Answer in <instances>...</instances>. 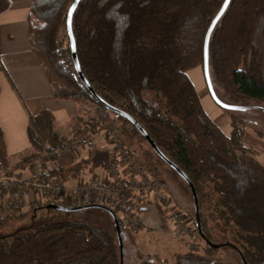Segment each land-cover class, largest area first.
Masks as SVG:
<instances>
[{
  "label": "trees",
  "instance_id": "16d2710c",
  "mask_svg": "<svg viewBox=\"0 0 264 264\" xmlns=\"http://www.w3.org/2000/svg\"><path fill=\"white\" fill-rule=\"evenodd\" d=\"M30 1L32 15L41 22L38 30L30 28V42L54 96L107 110L96 94L124 111L190 181L202 253L197 252L198 245H191L175 256L174 264H233L216 255L227 247L234 249L236 264H243L242 260L264 264V165L244 143L247 122L239 110L224 109L231 117L230 134H224L204 110L188 75L195 66L203 70L205 33L224 0H80L71 30L79 67L91 90L81 83L70 56L66 16L73 0ZM208 70L221 101L264 107V0H230L209 38ZM108 112L123 124V144L134 139L146 142L180 180L190 195L196 225L189 184L155 153L134 124ZM80 123L78 119L73 130ZM27 133L33 152L22 157L17 168L41 153L44 161L53 160L67 144V138L54 130L48 110L30 116ZM7 165L0 129V169ZM68 172L77 177L79 169L51 170L41 179L64 180ZM89 209H51L62 218L0 235V264H121L115 231L89 217H73ZM217 223L229 228L231 241L216 239L213 225ZM120 229L123 234L121 221Z\"/></svg>",
  "mask_w": 264,
  "mask_h": 264
},
{
  "label": "crops",
  "instance_id": "0c3cea01",
  "mask_svg": "<svg viewBox=\"0 0 264 264\" xmlns=\"http://www.w3.org/2000/svg\"><path fill=\"white\" fill-rule=\"evenodd\" d=\"M40 25L41 22L31 13L30 0H0V129L8 161L16 165L22 157L33 152L27 133L30 116L48 110L53 116L54 130L67 138V144L55 159L42 161L38 170L40 174L75 168L79 169L77 177L68 172L61 180L65 185L74 186L91 178L107 180L111 151L102 127L90 136L88 144H75L72 149L68 147L76 121L86 118L81 104L54 96L46 69L36 56L29 37L30 28L38 30ZM206 113L218 124L217 111L209 108ZM220 125L224 134L229 135L230 124L228 127L224 124L226 129L222 123ZM244 143L264 165V138L246 129ZM29 166L18 171L25 173ZM119 166L122 173L129 177L126 171L128 165L121 162ZM39 202L37 196L28 191L18 206L9 204V208L0 209V221L2 217H7L15 225L19 222V228L29 226L26 214ZM141 222L142 226L135 237L141 249L153 248L150 249L152 253L166 257L168 254L158 249L169 246L176 251L180 248L179 241L171 239L167 223L160 219L156 211L148 209L142 212ZM150 250L145 253L150 254Z\"/></svg>",
  "mask_w": 264,
  "mask_h": 264
},
{
  "label": "rangeland",
  "instance_id": "374dc122",
  "mask_svg": "<svg viewBox=\"0 0 264 264\" xmlns=\"http://www.w3.org/2000/svg\"><path fill=\"white\" fill-rule=\"evenodd\" d=\"M188 75L197 89L205 111L209 110V108L217 111L219 115V118H216L217 123L219 125L222 123V127L226 129L224 124H226V127L230 124V112L217 106L210 98L201 66H195L189 69ZM215 87L217 94L219 96L222 95V90L216 85ZM81 106L86 119L81 121L78 128L74 130L73 136L78 139L75 144H88V142L91 141L90 136L92 137L98 130H100L99 128L102 127L107 134V140L110 143L108 146L111 152L113 151L112 149H114V153H121L122 151L127 150L129 155L131 154V158L126 160L125 163L128 165V168L126 166V171L130 176L127 177L126 173L123 174L121 168L118 167V177H121L123 181H126L123 183L125 184V187L121 188L120 198L124 200L128 199V202H132V206L136 208L133 215L139 217V220L137 231L131 232L123 227L120 211L116 212L121 221V228L123 231V263L143 264L144 260H148L151 264H174L175 256L178 253L190 250L191 245H198L199 249L197 252L202 253L201 247L203 242L198 235L195 225L193 204L190 200L188 191L180 180L169 171V168L166 165L157 160L146 142L134 139L131 141L129 140V143L127 144L128 146L125 145L126 143L123 144V124L121 121L115 119L114 115L109 113L108 110L105 112L104 109L91 102L82 103ZM239 114L247 122L244 130L247 129L254 133H257V131L262 132L263 134L261 135L257 134L264 138V111L250 109L240 111ZM43 154L44 153H41L40 157H37L28 163L19 164V168L10 164L8 161L7 167L0 169V209L9 208V204L16 207L21 202V200H13L16 191H13V188L9 189L7 184H4L3 182L9 181V179L14 177H19V175L25 178L30 177L32 172L35 171L33 165L34 161H36V159L42 161ZM24 165L30 166L27 169V172L20 173L18 170ZM112 166V163H109L107 178L109 177L110 180H112ZM152 167L154 168V171L150 172ZM115 176L117 175L115 174ZM130 179H133L134 183L139 182L141 186L137 188L138 186H133V184L128 185ZM39 205H44V202L40 201ZM113 207L117 208L116 205H113ZM148 209L157 212L160 219L167 223L171 239H173V241H179L180 248L176 251L175 249L172 250L169 246L158 249L160 252L167 253L168 255L166 257H159V255L152 253V250L150 249L153 248L141 249L139 243L136 242L135 237L138 235L142 226V212ZM78 216L79 218L89 217L95 221V223L102 225L107 230L112 232L115 231L112 219L108 214L99 213L89 209L83 213L73 215V217L77 218ZM26 218L31 225V221H34L35 224H42L50 220L60 219L62 218V215H59L58 212L47 207L40 206L36 207L35 210H30L28 214H26ZM18 224L19 222L17 225ZM17 225H15L14 222H10L7 217H2L0 221V235L11 233L19 228L20 225ZM21 226L24 225L22 224ZM213 233L218 241H231V234L228 227L224 230L220 224H214ZM149 250L150 254L145 253ZM177 251L181 252L176 253ZM216 255L223 261L231 262L233 264L238 263V257L234 252V249L231 247L220 249Z\"/></svg>",
  "mask_w": 264,
  "mask_h": 264
},
{
  "label": "built area",
  "instance_id": "2783aa9c",
  "mask_svg": "<svg viewBox=\"0 0 264 264\" xmlns=\"http://www.w3.org/2000/svg\"><path fill=\"white\" fill-rule=\"evenodd\" d=\"M77 140V137L73 136L68 147L72 149ZM122 152H110V163L114 166L111 167L112 180L109 177L107 180L102 179L99 181L91 178L74 186L65 185L58 177L42 180L38 170L41 168L43 160L36 159L33 163L35 171L32 172L30 177L25 178L19 175V177L11 178L3 183L7 184L9 189L13 188V191H16L13 197L14 201L22 200L28 191H32L37 196V200L44 203H62L66 206L90 203L103 204L115 213L120 211L123 227L135 232L139 220V217L133 215L136 208L132 206V202H128V199L120 198L121 188L125 187V184H123L125 180L123 181L121 177H118L119 163H126V160L131 158V154L129 155L127 150ZM113 205H116L117 208H114Z\"/></svg>",
  "mask_w": 264,
  "mask_h": 264
},
{
  "label": "water",
  "instance_id": "95a60500",
  "mask_svg": "<svg viewBox=\"0 0 264 264\" xmlns=\"http://www.w3.org/2000/svg\"><path fill=\"white\" fill-rule=\"evenodd\" d=\"M80 0H73V2L71 3V5L68 8L67 11V16H66V32L69 38V47H70V56H71V60L74 66V69L81 81V83H83V85H85V87L89 90H91L90 85L88 84V82L86 81V79L84 78L79 64H78V60L76 57V52H75V45H74V38H73V34H72V30H71V19H72V15L73 12L76 8V6L78 5ZM230 0H224L220 9L218 10V12L216 13V15L213 17V19L211 20L206 33H205V37H204V44H203V75H204V79H205V83L208 89V93L211 97V99L213 100V102L219 106L222 109H226V110H239V111H245V110H250V109H258L261 111H264V107L262 106H242V105H233V104H228L225 103L223 101H221L217 95L214 92V89L212 87L211 84V80H210V76H209V70H208V42H209V38L211 35V32L213 31L216 23L218 22V20L221 18V16L223 15L224 11L226 10L228 4H229ZM75 5V7H73ZM71 11V16H69V11ZM219 17V18H217ZM96 100L102 104L107 110L114 112L117 115H120L122 117H124L125 119H127L128 121H130L132 124L135 125V127L141 132V134L147 138V140L149 141L151 147L154 149L155 153L170 167H172L191 187V192L193 195V200H194V212H195V217H196V228L198 231V234H201L200 228H199V224H198V208H197V202H196V195L194 192V189L191 186L190 181L188 180V178L186 177V175L172 162L170 161L155 145L154 143L151 141V139L147 136L146 132L144 131V129L127 113H125L124 111L119 110L118 108L107 104L105 101H103L100 97H98L96 94H94ZM47 208L49 209H53V210H58V211H62V212H73V211H80V210H84V209H89V208H98V209H102L104 211H106L108 213V215L111 217L113 225H114V229H115V233H116V237H117V241H118V245H119V251H120V262L122 264V260H123V248H122V232L120 229V221H119V217L118 215L109 207L103 205V204H95V203H90V204H85V205H74V206H66V205H62V204H56V203H49L47 205ZM243 264H246L244 260H242Z\"/></svg>",
  "mask_w": 264,
  "mask_h": 264
},
{
  "label": "snow or ice",
  "instance_id": "6c2138e0",
  "mask_svg": "<svg viewBox=\"0 0 264 264\" xmlns=\"http://www.w3.org/2000/svg\"><path fill=\"white\" fill-rule=\"evenodd\" d=\"M73 7H75V5H74ZM71 11H72V10L69 11V14H68L69 16H71ZM217 18H219V17H217Z\"/></svg>",
  "mask_w": 264,
  "mask_h": 264
}]
</instances>
